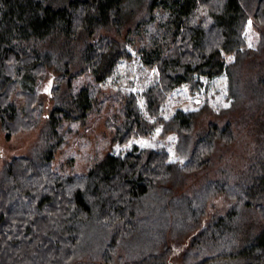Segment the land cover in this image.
<instances>
[{
  "label": "trees",
  "instance_id": "1",
  "mask_svg": "<svg viewBox=\"0 0 264 264\" xmlns=\"http://www.w3.org/2000/svg\"><path fill=\"white\" fill-rule=\"evenodd\" d=\"M249 21L260 34L255 50ZM132 50L159 72L142 107L134 93L99 86ZM223 74L239 119L202 124L209 106L163 114L176 89L195 93L203 77ZM112 107L107 125L119 144L162 127L178 136L185 161L134 144L86 174L63 173L57 154ZM240 118L258 129L244 166L211 177ZM0 128L7 140L40 129L35 152L0 169V264H71L84 254L100 264H264V0H0ZM212 193L234 204L202 226Z\"/></svg>",
  "mask_w": 264,
  "mask_h": 264
},
{
  "label": "rangeland",
  "instance_id": "2",
  "mask_svg": "<svg viewBox=\"0 0 264 264\" xmlns=\"http://www.w3.org/2000/svg\"><path fill=\"white\" fill-rule=\"evenodd\" d=\"M105 34L106 33H104V35ZM244 35L247 47L255 50L260 41V34L251 21L247 24ZM233 60L234 56H227L228 62ZM158 76L159 72L157 68L145 66L140 57L132 50V58L130 60L121 61L113 74L104 82L99 83V86L105 92L104 95L117 93L118 91L124 94L134 93L137 95L139 100L138 103L142 107L143 99L141 98V93L156 83L158 81ZM202 80L204 85L198 92L192 93L187 86L176 89L174 93L169 96L168 101L164 105L163 114L166 117H170L177 110L200 111L205 106H209L211 108V113H203V116L200 118L202 124H205L210 119H218L221 124L227 119H231L232 121L239 119L238 116L240 115L237 113L238 109H236V113L231 109L233 98L230 95L231 86L227 75L223 74L213 79L203 77ZM46 82L44 90L50 93L52 83L48 84V82ZM43 101L48 107H51L49 100L46 99L45 96L43 97ZM115 109L116 108L112 107L101 113L90 116V118L79 127L78 133L73 134L69 139L68 145L57 154V163L61 166L63 173L86 174L106 154L113 152L114 154L124 155L134 144L141 148L166 149L169 151L171 162L183 163L185 161L186 156L177 152L178 136L173 133L163 136L161 133L162 127L156 129L152 136L132 139L128 143L119 144V142L114 139L113 129L107 125L109 112L110 110L115 111ZM229 109H231L232 113L228 115L226 112ZM237 129L238 138L236 143H233L235 135L231 139H225L230 145L222 151L224 156L220 157L217 164H214L212 169H210V172H213L211 177L219 176L215 174L216 170L221 169L222 171L218 172H223L225 175L236 171L239 172L244 166V156L247 151L251 150L250 142L257 134L258 129L253 125L252 120L249 121V123H244L241 121V118L236 130ZM39 134V128H34L31 131L22 130L7 140L5 133L2 132L0 128V169L5 162L10 161L13 157L33 154L38 147ZM71 158H73L74 161H71ZM202 182L200 187L206 185L205 181ZM233 204V200L228 198L224 193L210 194L205 202V212L204 215H202L203 218L200 219V223L203 226L211 220V218L227 214ZM157 227L160 228L161 225ZM86 238H88V235L84 240L82 239V245H87L89 240H91H86ZM180 260L181 258L177 259L175 261L176 264H179ZM91 261L90 256L84 254L75 258L71 264H100V260L95 261V263ZM208 264H247V261L242 257H238L217 259L210 261Z\"/></svg>",
  "mask_w": 264,
  "mask_h": 264
}]
</instances>
